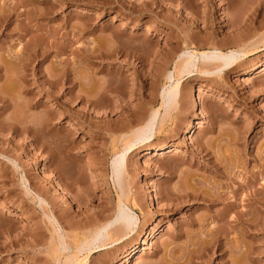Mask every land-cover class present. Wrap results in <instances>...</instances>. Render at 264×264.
<instances>
[{
    "label": "rangeland",
    "instance_id": "obj_1",
    "mask_svg": "<svg viewBox=\"0 0 264 264\" xmlns=\"http://www.w3.org/2000/svg\"><path fill=\"white\" fill-rule=\"evenodd\" d=\"M25 1L0 0V17L7 22L0 26V96L6 93L4 95L7 98L6 105L0 104V124L13 125L12 129L6 127L0 135V206L3 207L0 212V232L1 242L5 244H0V264H50L51 255L41 247V245L47 246L50 238L45 226L46 220L41 206L32 200L33 193H38L40 190L38 194L45 200L51 198L59 202L61 209L55 212L57 218H60L61 210L66 207L62 204L60 196L62 192L68 194L66 197L72 203V209H68L67 213L70 216L66 217L67 221L63 218L65 221L61 219V223L64 230L69 232L68 243L71 246L76 245V241L75 233L70 232L73 230L70 229L69 224L91 217L93 223L91 225H100L114 216L119 199L125 200L124 202L127 200L130 205L133 196L139 198L141 211L136 212L139 225L133 238L92 256L84 254L88 264H124L125 254L140 246L145 236L152 230H157L156 238L144 247L141 257L133 260L131 264H186L177 259L184 254L183 252L196 248L192 246L193 240H197L198 237L203 238L202 233L206 228L215 229L225 224L219 222L217 217L227 210L226 206L230 202L235 201L232 199L233 192L230 189L234 187V182L249 180L254 182L256 189L264 186V72L252 82L247 81L248 77H246L254 67L264 64V48L261 47L259 53L248 55L238 61L236 67L222 73L221 80L213 75L204 76L198 73L182 77L180 82L183 96L177 106L165 112L161 93L172 84L168 81L167 75L174 72L181 58L183 43L178 41L177 46L175 40L169 39L170 33L175 37L179 30L170 25L171 28L163 18H166L165 16L174 18L178 9H173L172 5L169 7V3L161 2L160 8L153 7L155 8L153 15H145L141 13L140 6L146 0ZM209 1L210 3L206 5L204 0H200L197 2L199 7L197 10L194 9L196 12L189 10L183 13L180 28L182 25L184 28L191 27L190 32L193 34V39L188 43L189 47L207 52L215 46V48L221 47V50L227 53L238 48V43L234 39L241 32L243 34L248 32L249 27L255 28L256 31L245 39L246 41L243 40L242 45L249 41L257 43L261 36H264V26H262L264 0H234L237 4L229 0L233 3H231L232 11L224 9L226 3L224 1ZM17 2L19 6L13 11V6L17 5ZM247 2L256 4L254 5L256 8H253L251 13V10L246 12L244 9ZM25 3L30 6L26 8L31 9L30 12L25 9ZM211 5H214L211 23L214 25H210L213 30L211 27L206 28V25L200 21V18H204L202 12L207 11ZM48 6H53V15L38 17L36 23L32 22L27 27V18L48 9ZM171 8L175 11L173 14L167 11ZM25 10L26 13L23 12ZM234 11L237 13L235 14ZM243 15L244 24L233 25V21L240 16L242 18ZM198 21L199 24L196 23ZM208 32L213 34L211 40L206 39ZM168 41L174 43L173 49L168 47ZM48 43H52V46L48 49L47 57L43 60L37 77H32L29 71L26 83L17 79L15 75L20 69L15 60L16 53H21L27 48L31 49L38 44L41 48ZM90 50L97 58H100L101 54L105 56L108 53L111 55L110 59H97L96 62L100 63L101 67L90 66L86 62V54L90 53ZM169 55L172 57L170 58ZM59 62H67L71 68L74 65V73L80 78L81 85L88 83L94 88L95 92L92 93L94 97L92 95L91 97L99 99L97 113L88 110V107L77 101L71 103L68 95L61 97L62 93L57 94L55 91L54 96L61 98L60 102L64 104L59 107L45 93L42 83L45 78L56 73ZM35 64L33 63L32 66ZM103 86L112 89L104 99L98 97L102 95L98 90ZM84 87L85 85L77 87L75 93L83 96V90L86 89ZM194 98L201 104L200 110L202 109L206 116H202L200 110L193 109ZM36 102L39 104L34 106ZM23 109H26V114L33 123H30L32 128L36 129L34 138L32 133L25 135L15 131L14 127L21 128L24 123L23 117L20 116ZM153 109L160 111V118L166 113L165 125L150 146L137 145L127 154V174L124 179L129 184L127 185L131 193L124 199L112 176L111 162L115 154L113 146L121 135L131 134L133 130H137V127L142 126ZM49 110L65 115L61 120L55 119L53 127L66 130L62 132L60 138L74 146L72 152L70 151L71 156L77 157L81 154L80 160L73 166L67 165L66 162L62 166L61 171L64 170L66 174L63 172L64 185L60 182L61 189L55 188L59 192L54 188L51 189L46 181L54 177L46 166L49 154L43 148L47 141L44 129L45 113ZM71 110L72 113L75 112L73 113L75 124L79 122L78 127L74 125L73 130H70L73 124L71 123L73 118L70 117ZM87 111L92 118L83 115ZM79 117L81 118L78 119ZM131 119L134 121L128 125ZM123 122L126 125H123ZM191 125L199 129L195 130L193 135L184 137ZM120 126L125 128L120 132L117 130L111 136L104 135L101 142L93 139L96 128L102 129L103 133L107 134L105 129H119ZM52 142L56 145L53 146L56 149L55 153L58 154L56 156L60 161L65 160L64 153L58 150L57 139L53 138ZM162 146H173V150L160 158L148 155L150 151ZM118 147H121V144ZM212 162L220 164L224 172L223 176L216 175L211 166ZM228 164L231 166L228 167ZM15 165L17 172L14 170ZM75 174L76 176L79 174L82 180L85 179L81 188L84 187L89 194L93 192L90 196L92 202L88 206L89 209L79 207L74 201L75 195L78 194L76 187H72ZM22 176H26L31 182L29 188L32 196L29 198L25 196L27 199L24 197L21 185ZM185 178L194 180L195 182H191L192 185L197 181L207 187L216 184L219 192L229 200L219 201L213 206L201 201H190L173 208L172 203H168L170 201L165 196H168L169 192L175 194L181 187L183 188ZM54 182L56 184L58 180ZM248 194L249 192L245 191L238 200L237 212L245 211L246 203L242 201ZM252 209L251 212L259 214L257 209ZM260 211L264 214V208H260ZM201 225H204V228ZM238 226L239 234H230L228 238L222 237L225 244L224 258L220 260L216 250H211L204 254L201 260L195 262L197 264H264V219L248 222L247 228ZM1 227L5 231L11 229L13 236L23 235L25 231L26 237H23L20 247L12 249L15 251H9L10 253L6 251L9 239L6 238L7 234ZM32 239H36L37 249L28 248L21 252L23 247L33 242Z\"/></svg>",
    "mask_w": 264,
    "mask_h": 264
},
{
    "label": "bare ground",
    "instance_id": "obj_2",
    "mask_svg": "<svg viewBox=\"0 0 264 264\" xmlns=\"http://www.w3.org/2000/svg\"><path fill=\"white\" fill-rule=\"evenodd\" d=\"M29 1H34V0H26L25 2H29ZM148 1L149 2H147V0H146V2L144 1L145 3L142 4V6H140L141 13H143L145 15L146 14L153 15V13L155 11L154 9L160 8L161 2H162V4L169 3V7L172 5L171 7L173 9H176V10L178 9V11H176L174 18H172L173 16L172 17L165 16L166 18H163L164 21L169 23V26L172 25L174 28H177V30H179V33H177L178 35L177 36L175 35V37H173L174 34L170 33L171 38L169 37V39L175 40L176 45H177L178 41H179V43H183V50H181L182 51L181 58L179 59L178 63L176 64L174 72L169 73L167 75L168 81L172 82V84L168 88L163 89V91L161 93V97L163 99L162 101H164V104H165V112L168 111L169 109L177 106L179 104L180 99L183 96V88H182V84L180 82V79H182V77H184L186 75L187 76L192 75L193 73H198V74H201L204 76L213 75L217 79H218V77L220 79V76L222 75V73L224 74V72H227L228 70L233 69V67H236L235 65L238 61H240L241 59L245 58L248 55L257 54V53H259V49H261V47L264 48V36L263 35L261 36L260 40L257 43L256 42L251 43L252 41L251 42L249 41V43H247V44H244V45L241 44L243 42V40L247 39L254 31H256L255 28H253L251 26L252 28L249 27L248 32L243 34L240 31L241 33L238 36H236V39H234L235 42L238 43V48L230 50L229 52L225 53L223 50H221V47L215 48V46H212V48L210 47L211 49L209 51L200 52L197 49H195V47L192 48V47H189V45H188L190 40L193 39V34L190 32L191 27L190 28H187V27L184 28V27H182L183 26L182 25L180 28V22L183 19V13L185 11H189V10H191V11L194 9L197 10V8L199 7V6H197V2L200 0H160V2H158V0H148ZM220 1L226 2L224 9L231 10V3H232L231 1H229V0H220ZM250 1H252V0H250ZM254 1H256V0H254ZM204 2L206 3V5L210 3L209 0H204ZM233 2H234V0H233ZM21 3H22V1H21ZM234 3H236V2H234ZM254 5H256V4L252 3V2L248 3L247 6L244 8L245 11L249 12L251 10L250 11V13H251L252 9L256 8ZM15 6H13L14 7L13 11H15V9L18 8V6H19L18 2H17V5H15ZM154 6H155V8L153 9ZM213 6L214 5L209 6L208 7L209 9L207 11L202 12V13H204V14H202L204 16V18L203 17H202V19L200 18V21L202 22V24L206 25V28H210L211 27L210 25H212L211 23H212V19H213L212 18L213 17L212 11L214 8ZM27 7L30 8V6L28 4H26L25 9ZM232 7H233V5H232ZM172 8L167 10L171 14H173L175 12ZM26 10L23 12L26 13ZM52 10H54L53 6L52 7L48 6V9H45L44 11L38 10L39 13L38 12L34 13L31 18H29V19L27 18V20H28V23H27L28 25L26 24L27 27L29 25H31L32 22L36 23V19L38 17H42V16L47 17L48 15L52 14L53 13ZM196 10H194V11L196 12ZM232 10H233V8H232ZM27 11L30 12L31 9H28ZM35 11H37V10H35ZM234 13L236 14L237 12L234 11ZM234 13H232V14H234ZM198 14L200 15V13H198ZM237 15L239 16V14H237ZM232 17H234V16H232ZM235 17H236V15H235ZM243 19H244V15L242 16V18H241V16L236 18L235 21H233V19H232L233 25H236V23L237 24L243 23L242 22ZM186 20H188V18ZM3 23L7 24V22L6 21L4 22L3 20H1V17H0V26H2ZM196 23L199 24L200 22L198 21ZM193 24H195V23H193ZM167 25H165V26H167ZM189 25H190V23H189ZM172 26H170V27L172 28ZM262 26H264V24ZM35 27H37V25ZM236 27H238V26H236ZM246 27H248V26H246ZM32 28H34V27H32ZM211 29H212V27H211ZM208 31H209V29H208ZM169 32H171V31H169ZM211 32H214V31H211ZM204 33H205V31H204ZM208 33H207L208 36L206 37V39L211 40L213 34L212 33L208 34ZM195 37L196 36H194V38ZM234 40H233V43H235ZM44 42H45V40H44ZM167 43H168L167 44L168 47H171V49H173L174 43L172 44L171 41L170 42L168 41ZM38 45H36L35 47L32 46L31 49L30 48L24 49V51L21 53H16L15 60L17 61L18 65H19V69H20V72H18L17 75H15L17 77V79L19 78L25 82L26 78H27V74H28L27 72H29V71H31L30 73H31L32 77H34V78L37 77V74L39 73V70L42 66V62L47 57L48 49L51 48L52 43L51 44L48 43L47 45L45 44V46L43 45L44 48L43 47L40 48ZM191 45H193V44H191ZM28 49H30V50H28ZM111 49H113V48H111ZM88 51H85V52L88 53ZM111 52H113V51H111ZM93 54H95V53H93V51L91 52V50H90V53L86 54V62H88L90 66H96V67H101V64L96 62L97 59H99V60L105 59V58L110 59V56H111L108 53H106L107 55L104 56L101 54L100 58H97ZM169 54L171 55V53H169ZM113 55H114V52H113ZM171 57L172 56H170V58ZM33 63H36V64L34 66H32ZM72 66L74 67V65H72ZM57 67L58 68H56L57 69L56 73L54 75L49 76L48 78H45L44 82L42 83L43 84L42 88H44V91L46 90L45 93L47 95H49L55 101V104L59 107H62L61 105H64V104L60 102L61 98H57L54 96L56 93L55 91H57V94L62 93L61 97H63L64 95H68L71 103H74V101L75 102L77 101V103H82L86 107H88V110H93L95 113H97L96 109H97V103H98L99 99L96 100V98L92 99V97H91V95L93 96L92 93L95 92L94 88L89 86L88 83H86V84H83L86 87V89L83 90V96H82V94L81 95L76 94L75 89L77 87H80L83 85H81L80 78L74 73V68L72 67L73 68L72 69L67 64V62L66 63L59 62ZM29 68L31 70H29ZM17 69L18 68H16V70ZM263 72H264V64L262 63V65H260V66L257 65L256 67H254L252 70H250L248 72V74L246 76V77H248L247 81H249V80L251 82L254 81V79L256 77H259V75ZM9 86H7V87H9ZM45 87H47V89H45ZM87 87H89V88H87ZM107 87L105 88L103 86V87L99 88L98 91L100 93H102V95H100L98 97H101L104 99L105 97H107L108 93L112 92V89H110L109 86H107ZM9 89L10 88H8V90ZM20 90H23V89L20 88ZM4 94H6V93H4ZM4 94H1V96H0V104H2L3 106L6 105V103H7V100H6L7 98ZM107 99L108 98H106V100ZM38 104H39V102H36L34 104V106H37ZM192 107L194 110L198 111L201 108V104L197 100H195V98H194ZM200 111H201L202 116H206L205 112L202 109ZM26 113H27L26 109H23L21 112L20 116H22L24 119L23 120L24 123L21 126V128L20 127H18V128L14 127V128H15L16 132H20V133L25 134V135L32 133V136L34 138L35 137L34 135L36 134V131H35L36 129L32 128L31 124H33V123H32V121L30 122L29 115ZM70 113H72V110ZM73 113H75V112H73ZM73 113L70 116L72 118H73ZM78 114H76V116ZM83 115L86 116L87 118H92L91 117L92 115L90 116V114H88V111L85 114L83 113ZM139 116H141V115H139ZM165 116H166V113H165L164 117ZM45 117H46V119L44 120V122H45V128L44 129H45V137H46L47 141L45 143V146H43V148H44L45 152H47V154H49L48 155L49 158L47 157L49 159L47 161L48 165H46V166L48 169H50L49 172H51V176L52 175L54 176L52 179L48 178V180H46V181L49 183L48 186L52 187L51 189L54 188V190H57L55 188H58V190H59V188L61 189L62 185H64L63 176L66 174L64 170H63V172L65 174H63V172L61 171L62 166L65 165V162L67 163V165L73 166V164H75L76 161L80 160L81 154H79L77 157L71 156L70 151L72 152L74 146L72 145V143H68L66 140L64 141L63 139L60 138V135L62 134V132L66 131V130L64 128L54 129V127H53L54 120L55 119L61 120L62 117H65V115L63 113H56V112H54V110H49L45 113ZM164 117L160 118V111L153 109L151 111V113L149 114L148 118L146 119V121L144 122V124L142 126H140L139 128L137 127V130L136 129L133 130V132H131V134L127 133V134L121 135L120 137L118 136L119 138H117L116 143H115V141H112V143L113 142L115 143L113 146V150H114L115 154L113 155V159L111 162L112 176H113V178H115V181H116V183H117V185H118V187L122 193V197H124V199L127 198L128 195L131 193V191L128 187L129 184L127 182H125V179H124L125 178L124 176H126V174H127V166H126L127 154L131 150H133L137 145H140L142 147L150 146L152 141L155 140L157 134L161 133V130H163V128H164V125H165ZM80 118L81 117H79L78 119H80ZM75 121L76 120L74 118L71 120V123H73V124H71L70 130L75 129L74 125H76L78 127L79 122L75 124ZM133 121L131 119V121H128L127 124L128 125L132 124ZM84 123L89 124L87 122H84ZM124 124L126 125V123L123 122V125ZM6 127H10L12 129L13 125L0 124V135H1V133H3V130L6 129ZM87 127H89V125H87ZM123 128H125V126L124 127L120 126L119 129H107L106 130L104 128L107 134H104L103 133L104 131H102V129L96 128V133H95V136L93 137V139L101 142L104 135L111 136L117 130L120 132ZM197 129H199V127H197V126L195 127V126L191 125L186 130L184 137H186V135L187 136H189L191 134L193 135V133H195V130H197ZM131 130H132V128H131ZM124 131H126V130H124ZM39 137H40V135H39ZM53 138L57 139L58 150L60 152L64 153V159L65 160L62 159V161H60L59 160L60 158H58L56 156L58 154L55 153L56 149L53 147L55 145V143L52 142ZM54 141H55V139H54ZM118 143L121 144V147H118V145H119ZM172 150H173V146H162L158 149H154V150L150 151V153H148V155H150V157L160 158V157H164L165 155L171 153ZM176 151L178 152L177 149H176ZM147 152H149V151H147ZM12 164L14 165V162ZM211 166H212L214 172L216 173V175H219V176L224 175V172L222 171L220 164L212 162ZM229 166H231V164H228V167ZM228 167H227V169H228ZM14 170L15 171L17 170L16 165L14 166ZM68 172H69V170H68ZM78 175L76 176V174H75V178L72 179V180H74L72 182L73 183L72 187L75 186L76 191L78 190V192H77L78 194L75 195L76 199L74 201L76 202L77 205H79V207L81 206L84 208H88L89 204H91V202H92V200L90 199V196L92 195L91 193H93V192H91L89 194V192L84 190V187L81 188L82 187L81 185L85 179L82 180V178ZM26 176L21 177V185L23 187L24 197L26 196L29 198V196H32V191L29 188L31 182H30V180H28V178ZM51 176H49V177H51ZM171 176H173V175H171ZM65 178L67 179V177H65ZM188 178H190V177H188ZM188 178H185L186 181H185L184 187L183 188L181 187V189L177 193L174 194V193L169 192L168 196H165V197H167V200L170 201L168 203H172L171 205L173 206V208L177 207L179 204L188 203L190 201H194V202L201 201V202H205V203L213 206V205L219 203V201L221 202V201L229 200L228 198H224V196L219 192V188L217 187L216 184H212V185L210 184L211 187H207L206 185L202 184V182L198 183V181H197L195 184L192 185L191 182L194 180L191 181L190 180L191 178L190 179H188ZM55 180H58V182H56V184L54 182ZM68 180H66V182ZM72 180H70V181H72ZM60 182L61 183L63 182V184L61 185ZM66 185H65V187L68 186V185L67 186ZM49 189H50V187H49ZM230 189L233 192L232 193L233 194L232 199H234L235 201L233 200L234 201L233 203L230 202V204H228L226 206L227 210L224 211L222 214H220L217 217L219 222H223V223L225 222V224L222 223L223 226H221V227L216 226L217 228H215V229H209V228L207 229L206 228L202 233V235H204L203 238L198 237L197 240L196 239L193 240L192 246L196 247V248L195 249L193 248V250H188V251H186V253L183 252L184 254L180 255L178 257L177 261L182 260V261L186 262V264H197L195 261L201 260L203 255L207 254L211 250H213V251L216 250V254L221 260L222 258L225 257V250H224L225 244L222 241V237L228 238L230 234H233V235H237V233L239 234V232H238L239 226L238 225L243 226V228L244 227L247 228V227H249L248 222L257 221V220L259 221L261 219H264V214L261 213V211H260V208H264V186L261 189H256L254 182H250L249 180H244V181L240 180L238 182L235 181L234 187L230 188ZM65 190H66V188H65ZM74 190L75 189H73L72 191H74ZM90 190H88V191H90ZM245 191L249 192V194L246 195V197H245L246 199L242 201V202L246 203V205L244 206V208H246V209H245V211L237 212L236 210L238 208V204H237L238 200L241 198L242 194ZM39 192H41V190ZM42 192H44V191H42ZM38 193H33L34 196H33L32 200L36 201V203H38L39 206H41L44 218L46 220L45 226H46V230H48L50 238H49V242H48L47 246L44 245L45 246L44 247L43 245H41V247L46 249V252L51 255L50 264H88V262L84 258V254H88V256H92L97 252L104 251V250H107V249L115 247V246H119V245L123 244L124 242L131 240L133 238L137 228H138L139 218H138L136 212L141 211L140 210L141 208H140L139 203H138L139 198L135 195L131 199L130 205L127 203V200H126V202H124L125 200L123 201L122 199H119V202L117 203V205L115 207L114 216L109 221H106L105 223H102L100 225H91V224H93L92 220L90 219L91 217L90 218L85 217L86 219H82V220H78L76 218L78 220L77 222H74V223L72 222V224H69L70 229L73 230V231L70 230V232L75 233V241H76V245L71 246L68 243L69 238H68L67 233H69V232L64 230L62 223H61V219L65 218V220H66V217L70 216L67 213V212H69L68 209L69 208L72 209V207H71L72 203L66 197V196H68V194L66 195V193L64 194V192H62V194L60 196L62 204H64L66 207L65 208L63 207L64 209L61 210L60 218H57L56 217L57 214H55V212H56V210H58L60 208L59 202H57V201L55 202L54 200H51V198L50 199L47 198V200H45ZM71 198H73V196ZM74 201H73V204H75ZM252 208L257 209L259 211V214H254L253 212H251L253 210ZM80 209H82V208H80ZM2 210H3V207L0 206V212ZM85 211H87V210H85ZM70 214H72V212H70ZM73 215H75V214H73ZM97 216H99V215L97 214ZM94 217H96V216H94ZM81 218H82V216H81ZM69 222L70 221H68V223ZM202 222L203 221H201V223ZM251 223H253V222H251ZM195 224H196V221H195ZM63 225H64V223H63ZM1 226H3V224ZM64 227H65V225H64ZM1 228H3V227H1ZM202 228H204V225L202 226ZM3 230H4V228H3ZM10 230L11 229L6 230V231L4 230L5 233L7 234L6 238L9 239V242L6 245V246H8L6 248L7 249L6 251L8 253L15 251V250H12V249H15V247H20L19 244L22 242L23 237H26L25 231H24V233H23V231L21 232V233H23V235L18 234L16 236H13L11 234ZM33 231H35V230H33ZM36 231H37V228H36ZM13 234H14V232H13ZM35 235H37V233ZM156 235H157V230H152L148 235L145 236V238H144V240L140 246H138V247L134 248L133 250H131L130 252L126 253L124 256V264H131V262L133 260L139 259L141 257V255L143 254V250L145 249L144 247L147 246L151 240H154L156 238ZM25 239H27V238H25ZM72 239H73V237H72ZM35 240L32 239L33 242L32 243L29 242L28 246L22 248L21 252H24V250L25 249L27 250L28 248H31V250H32V248L37 249L36 247H38V245L36 244ZM0 244L5 245L1 242V232H0ZM23 245L24 244H22V246ZM72 245H73V243H72ZM6 246H4V247H6ZM0 247H1V245H0ZM213 251H212V253H213Z\"/></svg>",
    "mask_w": 264,
    "mask_h": 264
}]
</instances>
